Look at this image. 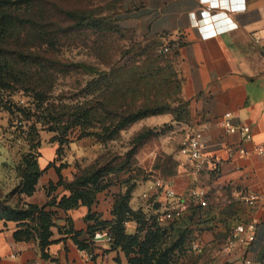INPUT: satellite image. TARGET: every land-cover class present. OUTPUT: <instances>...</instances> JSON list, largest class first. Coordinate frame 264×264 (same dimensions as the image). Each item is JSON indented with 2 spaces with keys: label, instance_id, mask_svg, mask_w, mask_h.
Returning a JSON list of instances; mask_svg holds the SVG:
<instances>
[{
  "label": "rangeland",
  "instance_id": "rangeland-1",
  "mask_svg": "<svg viewBox=\"0 0 264 264\" xmlns=\"http://www.w3.org/2000/svg\"><path fill=\"white\" fill-rule=\"evenodd\" d=\"M9 1L17 18L11 35L0 40L1 60L11 68L7 84L0 86V224L5 207L25 208L36 192L46 194L43 175L51 167L56 172L60 164L72 179L106 168L104 181L120 193L140 185L147 191L153 180L166 179V172L178 173L180 151L194 120L181 95L177 58L169 51L157 58L161 45L139 40L122 26L123 15L141 0ZM63 10H77L99 22L74 29ZM36 54L43 58L33 59ZM141 107L165 112L110 135L119 117ZM78 117L84 126L75 125ZM33 162L42 173L28 196L24 170ZM154 193L143 200L146 207H155ZM186 203L187 210L201 207ZM218 213L223 221L205 230L217 249L227 225L236 222L232 209ZM144 233H139L141 241ZM200 234L189 239L198 241ZM173 240L171 235L162 247ZM195 250L190 245L176 249L167 264H207L209 259L195 258Z\"/></svg>",
  "mask_w": 264,
  "mask_h": 264
},
{
  "label": "crops",
  "instance_id": "crops-1",
  "mask_svg": "<svg viewBox=\"0 0 264 264\" xmlns=\"http://www.w3.org/2000/svg\"><path fill=\"white\" fill-rule=\"evenodd\" d=\"M212 13L218 15L208 18ZM194 18L202 20L201 31L196 28ZM122 26L137 39H155L169 52L176 53L181 95L189 102L193 130L202 132L207 145L206 161L197 175L188 173L180 153L181 169L169 178L176 194L172 204L179 206L191 201L188 199L191 188L205 189L213 210L211 216H217L216 221H219L218 211L228 208L233 210L231 215L236 221L255 224L254 240L239 246L230 255L221 253L223 244L219 249L212 248V236L203 231L198 241L190 245L196 249L193 255L196 259H209L207 264H243L245 259L250 264H262L264 156L229 159L225 147L249 149L254 144L264 143V0H141L123 15ZM225 114L230 115L232 125L249 128L250 142L244 141L239 133L227 134L218 125ZM216 165L220 167L219 175L211 172ZM61 175L72 180L65 169L61 170ZM43 177L47 178L45 185L58 181L54 167L47 169ZM145 187L140 185L137 187L140 190L133 192L129 204L133 210L141 208L144 213H155L161 211L163 205L171 204L164 193L154 191L155 207H146L141 198ZM118 193L119 188L110 186L97 194L90 208L81 206L67 213L56 210L46 259L42 257L38 241L14 239L16 223H1L0 264H127L125 254L119 249L112 250L107 243L91 245V252L81 251L70 236L58 230L69 221L73 232L82 235L80 239L87 238V229L95 225V221L86 220V216L92 214L99 221H112V207ZM63 194V188L59 187L52 196ZM250 194L256 199L246 203L245 198ZM48 200L41 189L30 197L29 203L43 206ZM187 211L186 205L182 213ZM125 228L130 235L137 232L134 222H127ZM87 253L94 254L92 260L87 259Z\"/></svg>",
  "mask_w": 264,
  "mask_h": 264
},
{
  "label": "trees",
  "instance_id": "trees-1",
  "mask_svg": "<svg viewBox=\"0 0 264 264\" xmlns=\"http://www.w3.org/2000/svg\"><path fill=\"white\" fill-rule=\"evenodd\" d=\"M12 5L9 0H0V40L8 38L11 35L12 30L16 25V16L11 12ZM65 17L72 23L73 28H80L85 24L89 26H96L98 20L89 19V17L82 15L77 10H63ZM104 20V19H101ZM72 28V27H71ZM157 45L162 44L155 39H152ZM171 46V43H169ZM162 46L157 54V58H163L166 52H163ZM176 57V53L173 54ZM0 53V86L7 84L6 72L10 70V66L4 63ZM33 59H42L39 54L31 55ZM137 83L141 87V79ZM139 87V88H140ZM109 89V87H107ZM105 92V91H103ZM109 92V91H106ZM189 106V102L187 103ZM165 109L141 107L137 110L126 113L119 117L118 121L114 122L110 129V135H115L124 130L129 125L145 118L156 114H162ZM86 117L84 113L82 117ZM77 118L75 125L80 124L84 126L82 122L84 120ZM58 124L59 121H54ZM72 122V121H71ZM74 122V121H73ZM72 122V123H73ZM74 124V123H73ZM143 135H141L142 137ZM51 165V164H50ZM49 165V166H50ZM65 167L64 164H60L55 167L58 174V181L49 183L47 185L46 195L49 200L43 206H37L33 204L27 205L25 208H10L5 207L2 211V222L16 223V230L13 233L16 241H38L39 248L44 259L48 258L46 250L52 243V228L55 226V214L56 210H61L65 213L75 210L81 206L90 208L98 193L106 190L110 187L111 183L104 181V176L107 173V169H98L85 172L84 174L74 176L71 181L63 178L61 175V169ZM42 170H39L38 164L33 162L28 164L24 170V192L31 196L34 192V186L38 178L40 177ZM165 174V173H164ZM175 171H168L164 175L166 179L175 176ZM62 187L65 194L62 196H52V194ZM134 187H126L124 190L115 196L114 204L112 207L113 219L110 222L99 221L96 216L88 214L86 220H94L95 225L89 226L87 229V238L80 239L82 236L80 233H74L69 221L65 223L59 232L71 237L78 249L81 251L91 252V241L95 233L100 230L108 229L112 236L111 249L121 250L127 257V264H167L169 255L172 251L178 249L179 251L185 248L187 245H191L193 242L194 234L201 233L208 226H213L217 221V216H211L213 210L208 207H194L191 206L186 213H182L180 217L170 220L166 225H159L153 216L145 214L142 210H133L130 207V200ZM189 214V215H188ZM219 214V221H223ZM218 221V222H219ZM125 222H134L137 225V232L135 234L126 233L124 226ZM224 223H226L224 221ZM241 223L236 221L232 225H227L225 233L227 234L224 243L227 241L231 230L235 225ZM243 223V222H242ZM221 224V223H220ZM206 225V227H205ZM208 225V226H207ZM145 230L143 240L141 241L139 233ZM173 236L174 240L170 245L166 244V247H162L168 237ZM223 243V244H224ZM264 264V259H260Z\"/></svg>",
  "mask_w": 264,
  "mask_h": 264
},
{
  "label": "built area",
  "instance_id": "built-area-1",
  "mask_svg": "<svg viewBox=\"0 0 264 264\" xmlns=\"http://www.w3.org/2000/svg\"><path fill=\"white\" fill-rule=\"evenodd\" d=\"M210 11V9H208ZM220 13V12H218ZM218 14H210L208 18L213 19ZM202 20H197L194 18V24L198 30H202L203 25L200 26ZM204 36H209L210 34ZM169 49L164 47L163 52H168ZM264 93V88H263ZM218 125L224 129L227 134L239 133L242 139L246 142L252 140V133L247 127L243 126H234L231 124V117L229 114L223 115L221 120L218 122ZM207 145L203 140V134L200 130H192L187 137V140L184 144V147L180 153L184 157V167L190 175H197L204 166L206 161L204 157V151L206 150ZM226 155L229 159L239 158L246 159L251 156H264V143L254 144L251 148H243L241 146H227L225 147ZM213 174L219 175L220 167L216 165L212 168ZM161 192L171 201V204L163 205L161 211H156L154 217L156 222L159 225H165L166 222L180 217L183 210L186 207V203H180L179 206L173 205V201L176 198V194L171 186L169 179L157 178L151 182L147 191H144L141 194V198L145 201L150 199V192ZM188 199L194 201L196 204H199L201 207L205 208L209 205L208 193L205 189L191 188L188 191ZM256 199L254 194L247 195L245 198L246 203H252ZM127 222L124 223L126 225ZM254 230L255 224L250 223H239L231 230L230 235L227 241L223 244L221 248V253L223 255H230L235 252L239 246L247 245L254 240ZM98 243H107L111 245L112 236L108 229L100 230L93 236L91 240V245ZM104 258H107L106 254H102ZM87 259L92 260L94 257L93 253L86 254ZM243 264H250L249 260H244Z\"/></svg>",
  "mask_w": 264,
  "mask_h": 264
}]
</instances>
